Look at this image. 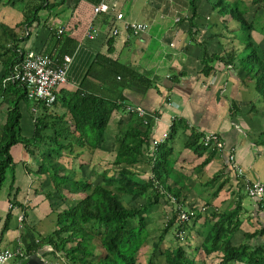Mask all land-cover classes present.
<instances>
[{
  "label": "crops",
  "instance_id": "crops-1",
  "mask_svg": "<svg viewBox=\"0 0 264 264\" xmlns=\"http://www.w3.org/2000/svg\"><path fill=\"white\" fill-rule=\"evenodd\" d=\"M28 1L0 0V143L13 107L21 115V135L29 139L36 130V114L32 101L25 96V87L4 80L12 68L11 53L55 51L59 59L69 54L72 61L67 81L57 89V100L48 107V115H69L78 91L118 104L99 148L94 153L85 151L76 165L72 163L74 168L78 170L80 162L89 163L91 158L94 163H104L109 156L114 160L120 122L127 127L131 115L127 107L141 106L153 121L154 138L161 137L176 121L170 139L164 141L169 139L172 147L170 181L184 186L181 198L193 206L206 203L209 212L233 208L241 201L242 224L232 235L234 244L245 241V232L264 227V206L245 190L246 177L264 182V98L246 80L238 62L227 60V53L232 51L227 47V17L217 15L216 8L209 5L211 0L197 1L196 12L191 0H47L32 21L24 12ZM37 2L32 0L31 5ZM102 2L108 3L110 10L96 14L94 6ZM118 12L124 13V20L116 19ZM123 21L143 22L148 28L137 36L127 34ZM90 25L98 31L92 39L86 35ZM114 25L121 26L117 35H112ZM60 28L64 29L61 33ZM62 49L70 52L65 51L60 58ZM124 66L149 80L120 77L118 69ZM203 132H216L227 148H235L243 176L230 167L225 151L197 148L195 136ZM32 150L33 144L28 148L24 141L16 142L10 149L13 161L0 164L4 173L0 249L32 247L46 264H69L62 253L53 252L52 244H38L40 235L55 229L58 215L41 191L44 176L32 172L36 166ZM106 166L97 168H108L110 163ZM131 167L145 178L150 164L140 159ZM220 172L222 176L214 182L213 177ZM221 183L222 188L215 192ZM10 202L16 204L14 208H10ZM207 225L204 218L198 219L191 231L203 237ZM263 240L259 236L254 241ZM216 254L206 257L208 264H213L211 258ZM6 264H21V258H12Z\"/></svg>",
  "mask_w": 264,
  "mask_h": 264
},
{
  "label": "trees",
  "instance_id": "trees-1",
  "mask_svg": "<svg viewBox=\"0 0 264 264\" xmlns=\"http://www.w3.org/2000/svg\"><path fill=\"white\" fill-rule=\"evenodd\" d=\"M46 1L38 0L34 6L31 5L32 0L28 1L24 12L27 17H31L29 20L38 18L39 10L47 5ZM197 1L199 0H191L193 12H196ZM240 1L243 0H213L212 3L219 17H227L225 27L228 31L231 19L238 24L237 29L240 28L245 34V41L242 44L244 55L240 57L236 48H232V51L227 53V60L234 64L238 62L246 80L250 81L264 98V45L256 42L252 35L253 31L264 35V0H251L259 7L251 20L246 13L247 4L244 1V4H241ZM260 7L262 12L258 11ZM59 37L57 43L61 44L63 35ZM65 51L70 52L62 49L60 58ZM11 54L10 73L24 56L20 50H15ZM210 68L209 66L207 69ZM118 75L128 80L136 79L143 82L149 80L125 66L118 69ZM12 83L20 84L17 81ZM74 95L77 97L71 101L72 109H69V115H48V106L42 104L43 107L40 106L35 113V133L29 139L21 135V115L17 107H13L0 143L2 144L0 164L4 161L8 163L13 161L10 149L14 143L24 141L28 148L33 144L34 150L30 152L35 157L36 166L32 172L44 176L41 191L50 200L52 210L58 215L55 229L46 236L40 235L39 245L52 244L53 252L62 253L68 258L69 264H138V251L149 235L146 226L150 222L149 219H152L150 213L159 198L164 196L172 203L173 209L153 242V252L156 254L172 226L180 220L178 205L185 204V198H181L184 186L170 181L174 166L172 147L168 143L170 137L162 141L151 154L150 144L154 138L153 121L136 112H130L127 127L123 128V122H120V129L116 133V154L110 167L95 169L92 166L97 163L92 162L91 158L89 163L80 162L77 170L72 163L75 164V160H79L85 151L94 153L99 148L110 127L112 112L118 104L104 96H84L80 91ZM25 96L28 98L27 91ZM34 104L35 101H32V105ZM175 124L176 121L173 122L172 131L175 130ZM205 134L206 132H203L195 136L197 148H212L214 152L224 151L215 143L210 147L205 146L202 141ZM218 136L223 140L219 134ZM140 159H144L152 168V174L148 172L145 178H141L138 171L131 167ZM64 161H69L70 164L66 165ZM221 176L222 172L217 173L212 180L215 182ZM3 181L4 173L0 171V187ZM222 186L223 183L215 192ZM245 190L247 191L246 188ZM246 194L250 196L248 191ZM139 197H145L146 202L140 206L126 204V201ZM173 197L176 200L172 201ZM10 203L13 204L10 208H14L16 204ZM192 207L196 209L195 215L188 221L178 223L176 230L179 232H176V235L180 240L179 236L186 232L187 227H194L198 219L204 218L208 225L202 233L201 243L193 247L189 242L186 244L174 242L171 248L160 253L165 256L166 264H198L195 253L200 251L204 252L203 264H208L206 257L213 253H217L216 264H264V240L254 241L258 240L259 236L264 238V227L245 232V241L240 244L232 242L233 233L242 224L241 201L235 207L222 211L214 209L209 212L207 207L205 210L197 206ZM21 249L25 255L36 253V248ZM28 258H21V264ZM147 264H154V258L149 259Z\"/></svg>",
  "mask_w": 264,
  "mask_h": 264
},
{
  "label": "built area",
  "instance_id": "built-area-1",
  "mask_svg": "<svg viewBox=\"0 0 264 264\" xmlns=\"http://www.w3.org/2000/svg\"><path fill=\"white\" fill-rule=\"evenodd\" d=\"M110 5L106 2H102L94 6V12L96 14L100 12H108ZM116 19L124 20V13H116ZM123 31L131 35H140L145 32L148 25L138 21H123ZM64 29L60 28L59 33L63 32ZM121 31V26L114 25L112 28V35H117ZM98 34L96 27L93 25L88 26L86 29V35L88 38H95ZM72 61V56L65 54L62 59L56 56V52L43 53L35 50H29L24 53L21 61L16 64L13 71L5 79L7 81H17L24 85L27 91V97L30 101H35L32 107V111L36 113L38 111V105L45 104L46 106H52L57 100V89L67 81V73L69 65ZM128 111L136 112L146 118V111L141 106H128ZM173 122L168 125V129L165 130L161 137L153 138L150 144V153L152 154L158 147V145L169 137ZM153 129V127H152ZM205 146L210 147L212 143H215L219 149L227 151V159L233 169L239 176L244 175V170L240 166L234 147H228L225 141L219 138L216 132H208L202 138ZM245 187L251 197L261 201L264 205V182L260 180H250L245 178ZM13 204L10 203V206ZM180 211V221H188L195 213L194 207H183L178 205ZM202 210L206 209V206L201 207ZM22 219V216L19 217ZM34 254H27L21 248H4L0 250V264H6L9 259L12 258H23L31 257Z\"/></svg>",
  "mask_w": 264,
  "mask_h": 264
},
{
  "label": "rangeland",
  "instance_id": "rangeland-1",
  "mask_svg": "<svg viewBox=\"0 0 264 264\" xmlns=\"http://www.w3.org/2000/svg\"><path fill=\"white\" fill-rule=\"evenodd\" d=\"M243 1L247 4L246 5V7H247V9H246L247 12L246 13H247L248 18L251 20L252 17L254 16L255 10L257 11V9L259 8L258 4L254 5L251 0H243ZM243 1H240V3L244 4ZM208 2H209V5L212 8L213 7V5H212L213 0L208 1ZM261 7H262V5H261ZM261 7H260V10H258L259 12H262V8ZM237 27H238V24L234 23V21L230 19L229 20V31L225 32L228 35V37H229V44H230L227 47H228L229 50H231L232 48H236L239 56L242 57L244 55L243 51H242V44L245 41L244 40L245 34L243 32H241L240 28L237 29ZM252 35L254 37V40L255 41L257 40L256 42L259 41V43H260V41L262 39L261 44L264 45V35L262 36L260 34V32H258V31H253ZM225 153L227 155V151H225ZM113 155L114 154L112 153L111 156L113 157ZM111 159L112 158L110 156L107 158V161H106V158H105L104 159L105 162L104 163L95 164V166H96L95 168L97 169V167L99 165L100 166L101 165H104V166L107 165L108 166L109 163L111 164V161H112ZM76 161H78V160H75V164L74 165L77 164ZM64 163H66V165H67V163L70 164L69 161L68 162L64 161ZM102 168L99 167V170H101ZM149 172H150L149 174H152L151 165L149 167ZM147 174H148V171H145V175L146 176H147ZM79 195H82V194H79ZM172 200H176V198H172ZM144 202H146L145 197H139L136 200H128V201H126V204L127 205L140 206ZM204 204H206V203H204ZM204 204H201V205L204 206ZM192 206L193 205H191V204L189 205L186 201H185V204L183 205V207H192ZM202 206H200V207H202ZM197 207H198V205H197ZM171 209H173L172 208V203L168 202L167 199L164 196H161L159 198L158 202L153 206L152 212L150 213V217L152 219L151 220L149 219L150 222H148V224L146 226V228H147V230L149 232V235H147V238L144 239V242L140 246V249H139L140 251H138L139 252V254H138L139 255L138 256V262L139 263L138 264H147V261L149 259H151V258H154V264H166L165 256L163 254H160V253H161V251H164L167 248H171L173 246L174 242L177 243V242L180 241L182 244H186V243L189 242V243H191L194 246H199L200 245L202 237L197 232H192L191 231L192 228H190V227L186 228V232L182 236H179L180 240H178V237H177L178 235H176V232L178 233L179 231L176 230V229H177L178 223L180 222V220H179V222L177 224L172 226V228L169 231V234L167 235V237H169L170 239L166 238L160 244V248L158 250L159 252L157 251V254L153 252L154 251L153 250V248H154L153 247V242L158 237V235L160 234L161 230L165 226V223H166L169 215L172 213ZM97 244H99V243H97ZM97 250H99V249H97ZM203 256H204V252L200 251V252L195 253V257H196V260L198 261V264H200L202 262ZM211 259L212 260L214 259L213 262H212L213 264L216 263L215 261H218V259L216 257H212Z\"/></svg>",
  "mask_w": 264,
  "mask_h": 264
},
{
  "label": "water",
  "instance_id": "water-1",
  "mask_svg": "<svg viewBox=\"0 0 264 264\" xmlns=\"http://www.w3.org/2000/svg\"><path fill=\"white\" fill-rule=\"evenodd\" d=\"M24 264H46V262L38 254H34Z\"/></svg>",
  "mask_w": 264,
  "mask_h": 264
},
{
  "label": "bare ground",
  "instance_id": "bare-ground-1",
  "mask_svg": "<svg viewBox=\"0 0 264 264\" xmlns=\"http://www.w3.org/2000/svg\"><path fill=\"white\" fill-rule=\"evenodd\" d=\"M231 166V165H230ZM232 167V166H231ZM232 169H233V167H232ZM234 170V169H233ZM235 171V170H234ZM237 173V172H236ZM238 175V174H237ZM239 176V175H238ZM246 182V181H245ZM246 188V187H245ZM251 197V196H250ZM253 198V197H252ZM259 201V200H258ZM261 204H262V202L261 201H259ZM264 206V205H263Z\"/></svg>",
  "mask_w": 264,
  "mask_h": 264
}]
</instances>
